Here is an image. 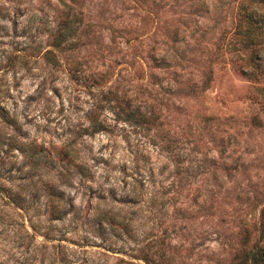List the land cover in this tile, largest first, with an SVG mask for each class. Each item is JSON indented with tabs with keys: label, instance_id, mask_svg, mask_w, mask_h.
Segmentation results:
<instances>
[{
	"label": "rangeland",
	"instance_id": "1",
	"mask_svg": "<svg viewBox=\"0 0 264 264\" xmlns=\"http://www.w3.org/2000/svg\"><path fill=\"white\" fill-rule=\"evenodd\" d=\"M228 1L0 0V264H264V78Z\"/></svg>",
	"mask_w": 264,
	"mask_h": 264
},
{
	"label": "trees",
	"instance_id": "2",
	"mask_svg": "<svg viewBox=\"0 0 264 264\" xmlns=\"http://www.w3.org/2000/svg\"><path fill=\"white\" fill-rule=\"evenodd\" d=\"M191 1V10L188 12L190 13L189 18L193 16V11L194 16H197L198 11L207 13L210 1L213 0ZM230 3H232V7H234V15L237 18L235 20L231 36L228 39V42L225 44V49L233 52L232 54H235V62L237 63L242 74H245L248 77L254 78V80L260 82L264 78V0H229L226 5H229ZM224 4L225 1L220 2L214 15L217 13L220 14V12L222 13ZM188 21L184 20L183 18L178 20V22L181 23L183 27H173L174 29L169 33L171 35L169 38L171 42L176 41L180 31L184 32V28H188ZM214 22L217 23L213 24L214 27H212V29L215 31L218 28L217 25L219 24V18L217 17V19H214ZM222 31L223 30H221V32ZM189 36H193V33H189ZM181 37H184V34L181 35ZM199 37H201V34ZM221 38L223 37H216V40H220ZM165 43L166 42H162V44ZM151 48H153V45ZM215 49L216 52L221 51L222 45L220 47L219 43H217ZM242 54H245L246 56L244 57ZM149 57L151 60H156L157 65H163L166 68L178 65L179 63L177 60L179 58L182 59L180 53H175V51H173V53L168 57L165 55L155 57L152 54H150ZM257 89L261 91V94L264 98V84L258 86ZM249 123L253 127L261 126V121L256 114L251 116Z\"/></svg>",
	"mask_w": 264,
	"mask_h": 264
}]
</instances>
